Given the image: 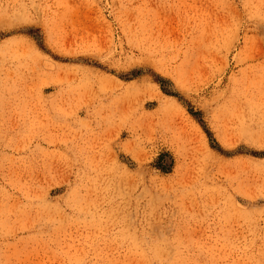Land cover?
<instances>
[{
	"label": "rangeland",
	"instance_id": "rangeland-1",
	"mask_svg": "<svg viewBox=\"0 0 264 264\" xmlns=\"http://www.w3.org/2000/svg\"><path fill=\"white\" fill-rule=\"evenodd\" d=\"M0 264H264V0H0Z\"/></svg>",
	"mask_w": 264,
	"mask_h": 264
}]
</instances>
